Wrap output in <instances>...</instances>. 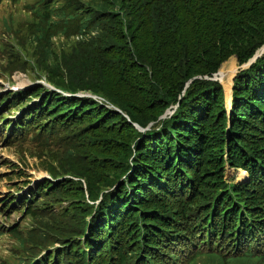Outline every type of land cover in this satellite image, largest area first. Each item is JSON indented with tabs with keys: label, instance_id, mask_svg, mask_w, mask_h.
<instances>
[{
	"label": "trees",
	"instance_id": "1",
	"mask_svg": "<svg viewBox=\"0 0 264 264\" xmlns=\"http://www.w3.org/2000/svg\"><path fill=\"white\" fill-rule=\"evenodd\" d=\"M127 1L126 15L149 13L159 23L191 19V26H199L129 28L128 43L123 28H99L111 23L100 17L102 10L83 16L82 11L73 15V9L59 21L49 19L47 10L41 15L48 28H34L32 33L35 45L30 55H39L41 62L42 55L53 54V50L44 53L48 35L71 39L72 55L59 58L70 87L101 93L123 112L98 108L92 99L63 102L55 96L42 99L38 107L43 118L38 144L63 142L68 160L64 166L87 179L93 199L105 186L101 216L92 221L86 234L87 264H188L189 259L180 258V246L192 245L198 235L202 241L206 235L210 241L222 235L229 238L227 243L239 225L249 240L264 237V170H260L264 167V56L236 78L228 116L219 84L194 79L215 72L231 55L247 59L264 45V0ZM75 21V26L63 28L66 22ZM94 29L99 32L92 36ZM77 35L82 39H73ZM234 69L230 61L225 70ZM52 74L49 78L54 80ZM232 77L224 82L227 91ZM171 104L177 105L176 110L168 122H160ZM29 110L37 116L35 105ZM149 112L152 120H144ZM124 114L132 122L138 120L142 128L152 124L151 129L136 130ZM130 150L137 158L133 172L127 175L125 159ZM226 164L247 171L249 182L241 186L226 183ZM110 171L120 174L111 178ZM71 185L76 188L74 194L64 193ZM49 187L38 189V195ZM79 187L67 183L49 191L60 189V194L80 200L83 190ZM37 192L32 193V200ZM38 199L30 214L47 217L55 228H62L45 226V244L51 243L48 235L53 231L68 239L64 241L67 258L63 254L60 259L76 264L78 255L72 253L77 254L78 247L73 246L72 233L84 231L83 220L78 218L83 211L78 209L72 218L69 209L57 214L52 204H39ZM235 200L244 205L241 212ZM172 237L179 245L176 250L167 248L166 241ZM204 255L205 264H229L211 248ZM253 258L263 261L262 255Z\"/></svg>",
	"mask_w": 264,
	"mask_h": 264
},
{
	"label": "rangeland",
	"instance_id": "2",
	"mask_svg": "<svg viewBox=\"0 0 264 264\" xmlns=\"http://www.w3.org/2000/svg\"><path fill=\"white\" fill-rule=\"evenodd\" d=\"M163 1L178 2L180 0ZM127 5V0H18L17 3L3 1L0 4V100L7 96V94L9 95V93L17 94L21 99V103L18 104V106L33 101L36 107H40L41 100L47 97L51 100L52 97L55 96L58 100L63 102H73L76 99L83 102L93 98L92 100L99 103L98 108H106L108 111H113L107 106L112 105L119 109L118 105L110 102L101 93L94 94L90 91L80 89H76L75 91L70 87L68 75L62 70L63 63L59 58L61 56L67 57L72 55L71 45L74 42L71 41V39L62 38L60 35H48L44 40V53L53 50V54L48 58L42 55L44 62L39 60V55H30V53L35 45L32 38L34 28H48V23L45 22L44 17L38 14L40 11H44L45 14L47 10H50L48 18L53 21H59L58 19L62 18V16L70 14L74 7L77 10H82L84 16L93 14L96 10H102L105 13L100 15V17L109 18L111 23L101 25L99 28H123L128 43L131 41L129 36V32L131 31L129 28H196L199 26L197 24L191 26V19L174 23H159L160 20L158 18H152L149 13L142 12L138 14L131 11L129 15H126L125 10ZM30 7L33 8L32 12L29 9ZM148 7H150V5H148ZM51 10L55 11L51 12ZM74 14L75 13H73V15ZM186 17L189 18L188 12ZM98 32L99 31L96 29L91 30L92 36H95ZM137 36H139L138 33H136L135 37ZM133 54H135L134 50L130 53V56L132 57ZM262 56H264V45L257 49L254 54L247 59H240L236 55H231L228 59L219 64L215 72L210 71L211 73L205 76H197L195 79H204L208 82H217L219 84L223 94L224 109L227 115H229L232 103V91L236 78L242 71L251 68ZM253 58L254 61H252ZM230 61L234 62L236 69L226 72V65ZM47 65L54 71L51 72L47 70ZM50 73H54L51 75L54 80L49 78ZM230 77H232L231 87L230 90L227 91L224 82H228ZM191 81L186 84V91ZM44 84L50 85L60 90L62 93L49 91L44 88ZM40 89L43 91L38 96L33 97L35 92ZM185 90L183 92H185ZM91 94L97 97L90 98L88 95ZM176 106L177 105L171 104L167 107L166 113L164 112L165 115L170 117L176 110ZM8 114L9 112L5 111L0 116L6 117ZM124 115L128 118L129 122L133 123L136 130H138V127H141L138 120L134 119V122H132L127 114ZM9 116V118H14V113L11 112ZM151 117L152 112H149L144 120L150 121L152 120L150 119ZM168 121V118L160 120V122ZM42 122L43 120L39 122V124H42ZM3 123L6 122L4 121ZM37 131L38 129L34 132L36 133ZM158 134L154 138H156ZM4 141L0 140V230L3 232V235L0 236V264H17L19 257L23 258L25 255L22 246L26 245L31 240L32 234L45 236L47 234L44 228L45 226L55 228L49 218L36 217L30 214L31 206L35 204L36 200H39L38 198H40L39 204H52L53 211L57 214H60L65 209H69L70 216L74 218L75 212L78 209L83 211V214L78 215V218L81 217L83 220L84 231L81 234L77 233L78 235L72 233V237H74L72 242L73 246H75L74 248L78 247V250L74 249L77 250V254L74 252L72 254L78 255L76 264H87V262H90L88 246L84 236L93 226L92 221L101 216V204L105 196V193L102 191L105 190L103 189L105 186L99 188L96 198L93 199L90 191L91 187L87 179L74 174L71 170L67 169L68 167L64 166L68 160L65 158L64 153L66 145L62 144L63 142L56 144L55 142L53 143L46 140V145L41 147L36 140L31 138L21 140L18 143H8ZM131 148H133V145ZM121 149H123V147ZM92 157L93 156H90L89 158ZM136 158L137 155L135 151L130 150L125 159L127 175L133 172ZM263 168L264 167L261 166L260 170L263 171ZM115 174H120V172L110 171L108 173L111 178H113ZM244 174L246 177L241 179ZM224 177L234 186H241L249 182L248 172L242 168H231L230 166H226ZM67 183H72L77 187L80 185L79 188L83 190L80 200H74L73 196L60 194V189L49 191L50 189L58 188L60 185ZM47 185H50L48 190L43 193L40 192V195H38L37 192L38 197L28 202L25 205L26 207L21 205L23 208L21 206L10 208L11 206H9L8 200H13L16 193L22 194L30 188L45 189ZM71 187V190L65 191L64 193L74 194L76 188L72 185ZM112 190L113 188H110L109 192ZM100 194H102V196L99 204L89 207L93 204V201L99 198ZM206 194L210 197L209 193ZM77 202L83 203V206L73 205V203ZM136 203L138 202L136 201ZM109 205L111 209L114 208L112 203ZM6 208L8 209L6 210ZM90 210L93 211L90 212ZM23 216L25 217L23 218ZM87 218L88 222L86 223ZM245 219L247 220L249 217L246 216ZM66 221H69V219H66ZM55 229L58 231L62 230V228ZM14 230L18 234L13 233ZM48 236L51 244H54L49 247V251L58 248L57 243L63 244L65 240H68L59 236L54 231ZM35 246L37 247L38 245ZM263 249L264 245L259 250L261 251ZM45 253L46 252L42 251L41 255ZM195 263L196 260H194L193 264ZM202 263H206V257L198 259L196 264Z\"/></svg>",
	"mask_w": 264,
	"mask_h": 264
},
{
	"label": "bare ground",
	"instance_id": "3",
	"mask_svg": "<svg viewBox=\"0 0 264 264\" xmlns=\"http://www.w3.org/2000/svg\"><path fill=\"white\" fill-rule=\"evenodd\" d=\"M28 91H29V90H28ZM24 92H25V91H24ZM24 92H23V93H24ZM9 94H10V93H9ZM7 95H8V94H7ZM2 97H3V95H2ZM1 132H2V131H1ZM4 142H7V141H4ZM36 183H37V182H36ZM41 183H42V181H41ZM34 184H35V183H34ZM32 186H33V185H32ZM34 187H35V186H34ZM25 188H26V187H25ZM28 189H29V188H28ZM21 192H22V191H21ZM19 194H20V193H19ZM11 195H12V194H11ZM10 197H11V196H10ZM6 206H7V205H6ZM21 207H22V206H21ZM22 208H23V207H22ZM22 208H21V209H22ZM214 208H215V207H214ZM20 212H21V211H20ZM18 213H19V212H18ZM24 217H25V216H23V218H24ZM5 220H6V219H5ZM9 220H10V219H9ZM21 221H22V220H21ZM19 224H20V223H19ZM198 225H199V224H198ZM13 226H14V225H13ZM252 226H253V225H252ZM8 228H9V227H8ZM196 228H197V227H196ZM199 228H200V227H199ZM12 230H13V229H12ZM30 230H31V229H30ZM196 230H197V229H196ZM10 231H11V230H10ZM14 231H15V230H14ZM10 233H11V232H10ZM17 234H18V233H17ZM206 234H207V233H206ZM14 235H15V234H14ZM14 235H13V236H14ZM13 236H12V237H13ZM9 237H10V236H9ZM15 237H16V236H15ZM184 237H185V236H184ZM6 238H7V237H6ZM17 240H18V239H17ZM180 242H181V241H180ZM19 243H20V242H19ZM21 243H22V242H21ZM7 244H8V243H7ZM186 244H187V243H186ZM10 245H11V244H10ZM20 245H21V244H20ZM21 246H22V245H21ZM7 248H8V247H7ZM7 250H8V249H7ZM11 252H12V251H11ZM11 252H10V253H11ZM12 253H13V252H12ZM140 254H141V253H140ZM10 255H11V254H10ZM42 255H43V254H42ZM19 258H20V257H19Z\"/></svg>",
	"mask_w": 264,
	"mask_h": 264
},
{
	"label": "water",
	"instance_id": "4",
	"mask_svg": "<svg viewBox=\"0 0 264 264\" xmlns=\"http://www.w3.org/2000/svg\"><path fill=\"white\" fill-rule=\"evenodd\" d=\"M258 54H259V53H258ZM255 57H256V56H255ZM255 57H254V58H255ZM254 58L252 59V61H254ZM194 79H195V78H194Z\"/></svg>",
	"mask_w": 264,
	"mask_h": 264
}]
</instances>
